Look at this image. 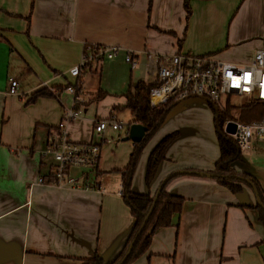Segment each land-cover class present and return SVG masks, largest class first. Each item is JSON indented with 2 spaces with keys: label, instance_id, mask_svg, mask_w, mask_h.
<instances>
[{
  "label": "crops",
  "instance_id": "crops-1",
  "mask_svg": "<svg viewBox=\"0 0 264 264\" xmlns=\"http://www.w3.org/2000/svg\"><path fill=\"white\" fill-rule=\"evenodd\" d=\"M187 7L184 0H0V264H83L96 256L110 263L121 252L135 220L121 196V175L114 183L109 175L126 167L131 141L124 145L120 138L114 145V154L124 150L126 156L120 168L100 166L102 145L112 133L121 136L110 129L96 133L94 121L115 116L122 122L117 114L127 111L133 123L124 95L140 82L151 83L147 53L245 66L264 49V0H188ZM87 45L123 49L81 71L76 108L86 116L67 125L71 142L99 146L100 189L86 188L90 176L78 167L69 171L74 186L54 185V161L46 152L57 139L63 110L73 105L65 87L77 79L68 71ZM127 51L137 62L133 71L124 62ZM39 91L45 95L31 101ZM209 108L203 98L175 103L137 162L132 193L154 196L175 172L213 171L219 149L216 132L204 137ZM199 112L207 114L202 124ZM238 114L232 111L228 122ZM173 133L177 137L147 186L148 157ZM262 144L252 142L232 168L264 192ZM166 191L183 198L182 211L132 264H264V227L250 187L232 194L214 178L182 174Z\"/></svg>",
  "mask_w": 264,
  "mask_h": 264
},
{
  "label": "built area",
  "instance_id": "built-area-1",
  "mask_svg": "<svg viewBox=\"0 0 264 264\" xmlns=\"http://www.w3.org/2000/svg\"><path fill=\"white\" fill-rule=\"evenodd\" d=\"M123 49L87 45L81 55L79 64L68 71L76 82L65 87V91L72 97L73 105L62 112V121L58 125L59 134L56 140H49L51 144L47 153L54 161L52 175L54 185L74 186L76 180L69 175L72 168L78 167L88 172L89 184L86 188H99L95 182L96 168L99 162L100 148L91 143L77 144L68 138L67 125L81 119L82 112L76 108L79 100L78 78L81 71L102 60H111ZM146 71L151 77V89L148 102L151 108H160L168 103H177L185 99L203 98L217 105L224 96H245L250 100L263 104L264 110V49L256 50L245 66L214 61L205 56L191 54L159 55L145 54ZM124 62L133 71L137 62L133 53L124 54ZM16 82H11V93H16ZM233 125V133L227 134L240 149H248L251 141L256 139L264 142V113L259 122L242 124L236 121L228 122ZM127 124L118 121L115 116L94 121V131L103 133L110 129L114 132L127 131ZM39 183L43 178L38 179Z\"/></svg>",
  "mask_w": 264,
  "mask_h": 264
},
{
  "label": "trees",
  "instance_id": "trees-1",
  "mask_svg": "<svg viewBox=\"0 0 264 264\" xmlns=\"http://www.w3.org/2000/svg\"><path fill=\"white\" fill-rule=\"evenodd\" d=\"M187 1L188 0H184L186 9H188ZM151 87L152 86L149 83L140 82L132 91H128L124 95L126 100L124 109L130 112L133 118V123L147 128V132L145 133L142 141L140 143L133 144L126 167L119 171L121 175V196L124 203L128 206L130 214L134 218L135 222L131 228L125 246L113 261L105 263L101 258L96 256L91 260L84 261L83 264L119 263L124 257L129 245L134 240L144 217L149 212L153 203L154 196H151L150 194L141 195L132 193L131 183L141 152L143 151L145 145L153 138L159 128L163 125L175 103H168L160 108H151L148 102ZM43 95L45 94L39 91L32 95L31 101H34ZM209 106L214 115V128L219 149V159L216 162L213 171L209 173L214 175V179L217 180L221 186L228 189L232 194H240L243 191V186L249 187L239 179L233 178L234 176L250 181L253 183L259 200L264 207V192L259 184L248 174H237L232 168L233 163L240 158V148L229 136L222 134L224 124L228 122V120L232 119L230 114L232 111L237 110V108L227 105L223 111H220L217 105L213 103L209 102ZM263 113V104L257 101H251L239 109V114L235 121L242 124L259 122L263 118ZM176 137V133L164 137L150 153L146 163L144 177V181L147 186L153 180L160 163L164 161L166 149ZM175 177L171 178L160 192L154 209L142 233L136 239L135 245L124 264H132L137 259L142 257L148 251L155 233L160 229L171 227L173 217L181 213L184 202L183 198L174 196L166 191L167 185ZM254 209L257 211L258 219L264 227V212L257 205Z\"/></svg>",
  "mask_w": 264,
  "mask_h": 264
},
{
  "label": "rangeland",
  "instance_id": "rangeland-1",
  "mask_svg": "<svg viewBox=\"0 0 264 264\" xmlns=\"http://www.w3.org/2000/svg\"><path fill=\"white\" fill-rule=\"evenodd\" d=\"M249 98L248 97H245V96H236V95H231L229 97L227 96H224L220 103L217 104V107L220 111H223V109L229 105L231 107H235L237 108V110L235 111H239V109L243 106H245L246 104L249 103ZM207 104V102H205ZM208 106V105H207ZM67 108H70V107H67ZM82 113V109L80 110ZM208 113V112H207ZM118 115V118L119 120L122 121V123L124 124H127L131 122V118H130V115L127 111L123 112V113H119L117 114ZM212 110L209 108V113H208V121L210 123V126H206L209 130H208V134H206L204 137L209 139L210 138V133H211V137L213 138V136L215 137V131H214V121L212 122ZM86 114H82V117L85 118ZM207 120V114L205 112H199V114L197 115V121L198 123L202 124L204 123L205 121ZM72 125V124H71ZM70 125V126H71ZM69 127V126H68ZM161 128V127H160ZM159 128V129H160ZM69 129V128H68ZM161 130V129H160ZM159 130V131H160ZM212 131V132H211ZM114 132V131H113ZM116 133H120L119 136L121 137H117V134L115 133H112L111 136H112V139H109L108 143L106 144H103L102 145V151H101V159H100V166L102 167H111L113 166V168H120L121 164L123 163V160L125 159V154H123L124 150H121V152H119L117 155L114 154V145H116V142L118 139L120 138H123L124 136V133L125 131H122V132H116ZM155 136V135H154ZM153 136V138H154ZM203 136V135H202ZM153 138L145 145L144 149L149 145V143L153 140ZM97 139V136L95 135L94 136V141H96ZM215 139H217L215 137ZM214 140L213 143H214ZM98 141V140H97ZM259 142L258 140L256 139H253L251 142ZM126 144L124 145H129L128 142H125ZM263 143V142H262ZM131 145V149L133 148L132 146V143L130 144ZM121 147H124V146H121ZM129 147V146H128ZM216 147V146H215ZM261 148L263 149L264 148V144L261 145ZM124 149V148H123ZM143 149V150H144ZM132 151V150H131ZM256 151H258V147L256 149ZM143 151L141 152L139 158L141 157ZM240 153H241V156L243 155H246V153L249 154V151H247V149H240ZM139 160V159H138ZM114 163V164H112ZM121 171V169L119 170ZM119 171H113L111 173V175H109L111 177L110 179V182L111 183H114V180H115V177L116 175H119L120 176V173Z\"/></svg>",
  "mask_w": 264,
  "mask_h": 264
},
{
  "label": "water",
  "instance_id": "water-1",
  "mask_svg": "<svg viewBox=\"0 0 264 264\" xmlns=\"http://www.w3.org/2000/svg\"><path fill=\"white\" fill-rule=\"evenodd\" d=\"M209 102V101H208ZM230 127H232V124L231 123H226L224 129H223V132L222 134L223 135H227V134H230V133H233V130H229ZM147 132V128L142 126V125H139V124H136V123H130L128 124V127H127V131H126V136L124 138L121 139V141H131V143L133 144H136V143H140L142 141V139L144 138L145 136V133ZM182 174H194V175H200V176H203V177H209V178H215L214 175L210 174V173H197V172H175L171 175H169L168 177H166L159 185L155 195H154V199H153V203L150 207V210L149 212L147 213V215L144 217V220L134 238V240L131 242V244L129 245L124 257L121 259V261L117 264H124V262L127 260V258L129 257L134 245H135V242H136V239L139 237V235L142 233L153 209H154V206H155V203L157 201V198L160 194V192L162 191V189L164 188V186L167 184V182L175 177V176H180ZM233 178L235 179H239L240 181L244 182L245 184H247L253 191L254 193V196H255V201H256V205L258 207H260L262 209V211L264 212V207L263 205L261 204L260 200H259V197L257 195V192L254 188V185L253 183H251L250 181L246 180V179H243V178H240V177H236L234 176Z\"/></svg>",
  "mask_w": 264,
  "mask_h": 264
},
{
  "label": "bare ground",
  "instance_id": "bare-ground-1",
  "mask_svg": "<svg viewBox=\"0 0 264 264\" xmlns=\"http://www.w3.org/2000/svg\"><path fill=\"white\" fill-rule=\"evenodd\" d=\"M237 122V121H236Z\"/></svg>",
  "mask_w": 264,
  "mask_h": 264
}]
</instances>
